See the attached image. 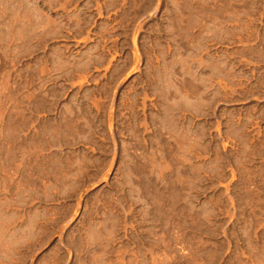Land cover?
I'll return each mask as SVG.
<instances>
[{"label":"rangeland","instance_id":"1","mask_svg":"<svg viewBox=\"0 0 264 264\" xmlns=\"http://www.w3.org/2000/svg\"><path fill=\"white\" fill-rule=\"evenodd\" d=\"M0 264H264V0H0Z\"/></svg>","mask_w":264,"mask_h":264}]
</instances>
